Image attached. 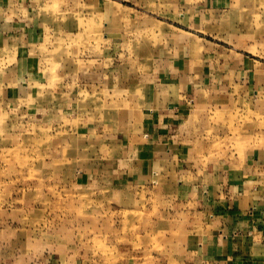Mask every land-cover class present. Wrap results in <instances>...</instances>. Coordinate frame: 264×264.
<instances>
[{
  "label": "crops",
  "instance_id": "1",
  "mask_svg": "<svg viewBox=\"0 0 264 264\" xmlns=\"http://www.w3.org/2000/svg\"><path fill=\"white\" fill-rule=\"evenodd\" d=\"M116 4L117 23L107 21ZM77 14L97 16L98 46L66 28ZM138 25L155 44L135 55L144 65L122 63L115 41H137ZM7 109L75 139L69 159L86 158L77 183H106L120 213L152 217L151 232L177 250L163 264H264L263 0H0ZM122 259L110 264L134 261ZM0 264L18 263L0 252Z\"/></svg>",
  "mask_w": 264,
  "mask_h": 264
},
{
  "label": "rangeland",
  "instance_id": "2",
  "mask_svg": "<svg viewBox=\"0 0 264 264\" xmlns=\"http://www.w3.org/2000/svg\"><path fill=\"white\" fill-rule=\"evenodd\" d=\"M84 16H66L73 21V25L66 28L74 32L84 29L89 43L98 46L97 36L99 33L101 36L102 24L97 16L89 14L88 23ZM107 18L117 23V4L107 8ZM51 21L53 25L61 24V20ZM117 26L113 30H117ZM120 26L123 31L130 27L127 23ZM134 28L141 31L142 36L127 45L115 41L116 48L124 47L123 52L129 55L122 63L142 66L144 61L135 55L144 54L155 41L145 34L144 25ZM221 31L225 32L222 28ZM113 32L119 33V30ZM57 36L59 47L65 46L64 36L56 33L54 37ZM113 45L114 41L106 42L107 64ZM132 56L134 62L130 60ZM89 99L86 96L78 102L79 114L87 108ZM0 113V252L4 257L18 264L48 258L58 261L64 257H72L79 264H110L117 257L122 260L134 257L133 262L123 264H149L151 258L154 264H163L164 257L177 256L176 249L165 248L163 238L151 232L152 217L118 211L117 188H109L101 182L86 187L77 183L78 166L86 158L79 154L76 160L69 159L73 156L75 139L50 136L52 132L47 125L40 126L27 113L25 116L23 112L8 109ZM79 121L74 120L73 124ZM139 202V208L142 202L145 207V201ZM123 204H126L124 208L128 207V202ZM173 236L175 239L176 235ZM84 258L91 261H82Z\"/></svg>",
  "mask_w": 264,
  "mask_h": 264
}]
</instances>
